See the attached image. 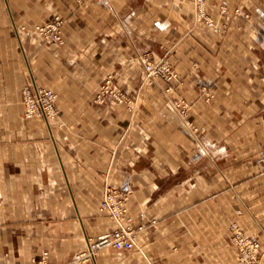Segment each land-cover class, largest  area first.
Here are the masks:
<instances>
[{
    "label": "crops",
    "instance_id": "1",
    "mask_svg": "<svg viewBox=\"0 0 264 264\" xmlns=\"http://www.w3.org/2000/svg\"><path fill=\"white\" fill-rule=\"evenodd\" d=\"M206 11L212 24L195 0H0V264L43 251L56 264H240L232 223L264 264V0ZM55 15L62 42H45L36 25ZM145 56L178 78L148 83ZM109 76L130 104L96 102ZM28 83L57 93L55 119L25 117ZM108 185L131 191L136 246L75 263L117 227L100 209Z\"/></svg>",
    "mask_w": 264,
    "mask_h": 264
},
{
    "label": "built area",
    "instance_id": "2",
    "mask_svg": "<svg viewBox=\"0 0 264 264\" xmlns=\"http://www.w3.org/2000/svg\"><path fill=\"white\" fill-rule=\"evenodd\" d=\"M79 4L89 1L100 2L102 0H76ZM207 0H195L196 15L198 20H205L212 24V19L206 11ZM65 20L60 15H55L48 21L36 26V33L45 42H62V27ZM143 64L146 72V81L155 83L164 81L171 84L178 78V73L167 59L154 60L149 56L143 57ZM170 90V88H168ZM22 103L24 114L27 118L41 116L46 119H55L60 111L58 108L57 93L47 87L33 88L31 84H26L22 88ZM112 98L118 103L130 104L131 99L127 93L117 90L113 86L112 76H109L101 85V89L96 97V102H104L107 98ZM208 99L212 98L211 94L207 95ZM177 108L180 109L182 118L186 119V105L177 102ZM186 122V120H185ZM188 124V122H186ZM131 191L122 190L118 187L108 185L101 199L100 209L107 213L110 218L117 223V227L96 239H90L89 246L86 250L78 252L74 257L75 263L94 258L103 248H114L116 250L128 251L136 246L137 238L142 230V226L135 227L127 222L129 219L128 201ZM231 237L235 245L240 263H250L260 252L261 246L257 238L247 235L244 230L237 224L232 223L230 226ZM26 264H56L51 260L50 253L43 251L40 257L35 258Z\"/></svg>",
    "mask_w": 264,
    "mask_h": 264
},
{
    "label": "rangeland",
    "instance_id": "3",
    "mask_svg": "<svg viewBox=\"0 0 264 264\" xmlns=\"http://www.w3.org/2000/svg\"><path fill=\"white\" fill-rule=\"evenodd\" d=\"M54 17V16H53ZM200 21H205L204 19L203 20H200ZM37 26V25H36ZM26 117V116H25ZM245 232V231H244ZM246 233V232H245ZM247 234V233H246ZM247 235H249V234H247ZM249 236H251V235H249ZM253 237V236H252ZM231 239H232V237H231ZM232 242H233V240H232ZM260 242V241H259ZM260 246H261V248H262V245H261V242H260ZM238 253V252H237ZM260 255H261V249H260V252L258 253V255H256L255 256V259H253L250 263H240V261H239V256H238V261H239V263L240 264H258V262H259V259H260Z\"/></svg>",
    "mask_w": 264,
    "mask_h": 264
}]
</instances>
